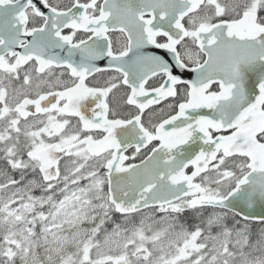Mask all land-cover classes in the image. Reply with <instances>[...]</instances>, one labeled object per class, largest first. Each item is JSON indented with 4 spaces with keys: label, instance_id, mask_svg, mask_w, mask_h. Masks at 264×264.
<instances>
[{
    "label": "snow or ice",
    "instance_id": "1",
    "mask_svg": "<svg viewBox=\"0 0 264 264\" xmlns=\"http://www.w3.org/2000/svg\"><path fill=\"white\" fill-rule=\"evenodd\" d=\"M0 264H264V0H0Z\"/></svg>",
    "mask_w": 264,
    "mask_h": 264
}]
</instances>
